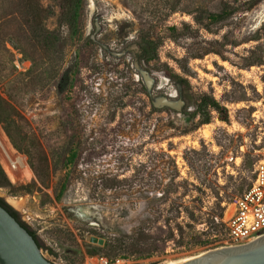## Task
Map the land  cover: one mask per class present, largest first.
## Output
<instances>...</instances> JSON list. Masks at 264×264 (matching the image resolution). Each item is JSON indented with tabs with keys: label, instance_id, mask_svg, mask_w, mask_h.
Returning <instances> with one entry per match:
<instances>
[{
	"label": "rangeland",
	"instance_id": "rangeland-1",
	"mask_svg": "<svg viewBox=\"0 0 264 264\" xmlns=\"http://www.w3.org/2000/svg\"><path fill=\"white\" fill-rule=\"evenodd\" d=\"M242 1L80 0L68 12L67 0H42L50 12L36 26L24 0H0V197L36 233L43 257L166 264L226 246L217 216L264 161V64L246 66L264 0L250 9ZM225 3L238 8L208 20ZM170 5L177 10L166 16ZM44 29L49 42L36 37ZM143 37L157 47L140 64L124 46ZM136 62L170 112L153 110ZM172 73L195 98L217 99L228 120L212 111L195 127L198 116L180 113ZM99 239L116 247L90 254Z\"/></svg>",
	"mask_w": 264,
	"mask_h": 264
},
{
	"label": "trees",
	"instance_id": "trees-1",
	"mask_svg": "<svg viewBox=\"0 0 264 264\" xmlns=\"http://www.w3.org/2000/svg\"><path fill=\"white\" fill-rule=\"evenodd\" d=\"M42 0H24L25 6H26V11L29 16V21L28 23L33 24V25H41V19L40 18V13L41 12H46L44 16H48L50 11H47L45 9L41 2ZM68 1V12L73 9L71 7H75L80 0H67ZM145 5H149L150 0H144ZM262 0H243L242 4L246 6L247 9L252 8L254 5L259 3ZM38 7V8H37ZM237 6H229L228 3H225L223 6V9L218 11V12H210L207 17L208 20H211L212 18L214 20L217 19H223L226 18L227 16H230L237 10ZM175 10H177L176 5H170L168 11L165 13L166 16L169 15V13H173ZM150 16L154 18L155 12H149ZM193 19L196 23L202 25L204 28L208 29V23L204 22L203 17H198L197 14L193 15ZM171 30L176 31V27L172 26L170 27ZM46 31L45 35H40L39 33L36 35L37 38L43 37V40H52L53 35L51 31L44 29ZM264 32V23L261 24L259 30L256 32L255 37L252 39L256 41L257 43L252 46V48L249 49L248 55L246 56V66H251V65H257L260 66L264 64V44L260 43V40L262 39V33ZM36 33V32H35ZM137 43L139 44L140 48V53L138 54V60L139 62H145L148 63L149 60L154 56L155 49L157 47V43L155 41H152L149 38L143 37L140 40H137ZM35 64V59L33 58V65ZM169 77L171 78L172 82L175 84L178 93L181 96V101H182V108L183 110L180 111V113L183 114L185 118L188 120H191L192 122L194 121L195 117L198 116V121L195 123V127L197 124H203V123H208L211 119V112L215 111L219 118L222 120L227 121L228 120V110L225 106L220 104V102L217 101L212 95L208 94H203L201 95L198 99L195 98L190 92H189V83L187 79L178 73H172L169 74ZM142 92L147 94L145 87L143 86ZM188 107H191V110H187ZM152 108L153 110H156L157 108L153 105L152 103ZM162 110L165 111H171L170 108L164 107ZM9 137L11 138V141L14 146L16 145V142L13 141L12 135L6 131ZM7 183V177L4 174L3 170L0 167V185H5ZM0 204L4 206L9 213L17 220L19 223L24 226L27 231L32 235V237L35 239L37 242L38 246L39 245V240L36 235V233L31 230L24 222H22L19 219L17 211H15L12 207H10L1 197H0ZM191 220L194 221L195 215L193 211L191 212ZM217 219L222 220V214L220 213L217 216ZM189 225V224H188ZM190 226V225H189ZM103 245L100 247L96 246H91L88 245V252L90 254H98L100 251L104 250L105 247H107L109 250L114 249L116 246L110 243H102Z\"/></svg>",
	"mask_w": 264,
	"mask_h": 264
},
{
	"label": "water",
	"instance_id": "water-1",
	"mask_svg": "<svg viewBox=\"0 0 264 264\" xmlns=\"http://www.w3.org/2000/svg\"><path fill=\"white\" fill-rule=\"evenodd\" d=\"M134 68L141 76L153 105L162 109L168 106L169 99L150 94L151 75L137 62ZM177 100L182 104L180 99ZM98 243L101 244L102 239ZM0 264H53L42 256L40 247L27 229L1 204ZM179 264H264V235L237 245L207 249Z\"/></svg>",
	"mask_w": 264,
	"mask_h": 264
},
{
	"label": "built area",
	"instance_id": "built-area-1",
	"mask_svg": "<svg viewBox=\"0 0 264 264\" xmlns=\"http://www.w3.org/2000/svg\"><path fill=\"white\" fill-rule=\"evenodd\" d=\"M222 220L227 246L252 241L264 235V161L254 164L251 184L232 198L224 210ZM122 263L123 260L118 258L112 261L99 256L96 264Z\"/></svg>",
	"mask_w": 264,
	"mask_h": 264
},
{
	"label": "flooded vegetation",
	"instance_id": "flooded-vegetation-1",
	"mask_svg": "<svg viewBox=\"0 0 264 264\" xmlns=\"http://www.w3.org/2000/svg\"><path fill=\"white\" fill-rule=\"evenodd\" d=\"M95 26H96V24H95ZM124 47L127 48L128 49V52L129 53H132L134 59H136L139 62V60H138V54L140 53V48H139V44L137 43V41L130 42V43H126V45ZM139 63L141 64L142 62H139ZM177 97L181 100V96L178 93V91H177Z\"/></svg>",
	"mask_w": 264,
	"mask_h": 264
},
{
	"label": "bare ground",
	"instance_id": "bare-ground-1",
	"mask_svg": "<svg viewBox=\"0 0 264 264\" xmlns=\"http://www.w3.org/2000/svg\"><path fill=\"white\" fill-rule=\"evenodd\" d=\"M10 162H11V163H10V167H11V168H14V169L18 168V165L16 164V163H17L16 161L10 159ZM19 163H20V162H19ZM22 163H25V162L22 161L21 164H22ZM11 164H12L13 166H11ZM7 200H8L11 204H13V205H15V206H17V205L19 204V200H18L17 198L8 197ZM192 257H193V256H192ZM190 258H191V257H187V258H184V259H179V260H177V261L168 262V263H166V264H179V263H182V262H184V261H186V260H188V259H190Z\"/></svg>",
	"mask_w": 264,
	"mask_h": 264
}]
</instances>
